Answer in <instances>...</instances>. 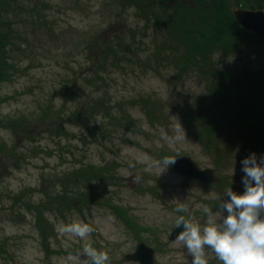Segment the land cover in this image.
<instances>
[{"label":"rangeland","instance_id":"1","mask_svg":"<svg viewBox=\"0 0 264 264\" xmlns=\"http://www.w3.org/2000/svg\"><path fill=\"white\" fill-rule=\"evenodd\" d=\"M171 4L172 0L11 2L14 9L4 18L9 23L6 79L0 82V172L5 177L0 181V264H91L83 252L89 245L108 253L107 264H140L126 260L141 244L137 233L155 249L154 264H192L183 242L171 239L179 217L205 226L207 206L219 222L227 215L220 207L228 201L227 189L243 193L240 162L252 154H245L246 128L233 138V127L221 122L220 131L205 138L206 144L213 140L221 150L207 153L187 129L186 118L189 113L212 115L214 98L197 99L218 82L214 70L235 76L249 65L264 67V46L243 42L238 50L217 52L211 63L201 62L200 68H190L178 79L180 71L172 60L183 48L176 50L180 43L175 27L166 24L171 16L169 22L177 23L179 12L185 10L169 8ZM116 36L121 37L120 49L112 54L109 48L111 55L105 59H96L87 49L94 40L100 45L114 40L118 45ZM231 85L227 82L223 90ZM23 117L36 141L12 131L14 122L21 128L26 124ZM56 126L58 130H51ZM215 151L221 155L219 168L214 166ZM165 153L189 157L224 180L206 188L185 179L172 165H163ZM255 154L264 155V148ZM77 174L88 179H80L81 184L68 191L77 195L74 202L77 190L85 195L81 210L73 206L64 217L46 212L39 219L18 200L29 189L54 193L60 189L59 179ZM113 175L119 179L107 184ZM44 197L36 190L28 198L40 205ZM181 204L186 210L177 212ZM113 207L126 209L142 230L130 229ZM43 219L52 228L46 242ZM78 221L94 229L90 237L62 232L64 225ZM206 259L208 264H222L210 249Z\"/></svg>","mask_w":264,"mask_h":264},{"label":"trees","instance_id":"2","mask_svg":"<svg viewBox=\"0 0 264 264\" xmlns=\"http://www.w3.org/2000/svg\"><path fill=\"white\" fill-rule=\"evenodd\" d=\"M12 1L0 0V29H2L0 32V82L6 79L5 64L3 62L7 58V49L5 47L8 44V31H6V25L9 23L4 21V18H8L9 11H13L14 9L13 6H10ZM191 1H193V4L196 3L195 6H189L190 4L188 2ZM168 7L185 10L184 13L177 11L181 15L178 16L179 20L177 23L173 24L169 22L172 18L171 16L166 24H171L175 27L177 40L180 43L176 47V50L180 47L183 48V52L175 56L172 60V63L174 62L180 71V74L177 76L178 79H181L184 72H187L190 68H200L199 64L201 62L211 63L217 52L223 51L225 54H229L235 49L238 50L243 42H255L264 46V38L242 28L237 22L234 10H232L233 7L249 10H264V0H172L171 6L168 5ZM176 27H178V30H176ZM114 39L118 40V45L114 40H109L104 45L97 44L94 40L87 45V49H89L90 53L95 52L96 59H105L103 56L110 54L109 48H111L112 54H116L117 49H120L119 45L122 44L120 43L121 37L116 36ZM219 72L218 70L212 72L216 76V80L218 79V82L209 88L206 95L197 99L205 102L209 98H214L212 99L215 104L214 111H209L212 115L200 114L199 117H195L192 113H189L186 118L187 129L195 140L205 146L206 152L208 153L214 148L221 150L219 144L213 140H211L210 144L205 143L206 136L212 139L220 131V127L222 126L221 122L229 123V126L233 127L230 135L233 138L240 137L244 128H246V134L244 135L245 154H249V152L256 153L264 148V67L249 65L242 72L236 73L235 76L225 73L222 74L221 72L219 74ZM227 82L232 85L227 87L226 90H223V87L227 86ZM65 95L66 93H64ZM64 98L67 99L68 96ZM236 114L238 117H236ZM47 118H50V115L45 116L43 120ZM58 118H60L59 115ZM21 121L26 124L22 125L21 128V124L19 125L18 122H14L12 131L15 134L21 132L23 138L36 141V133L33 131L34 133L31 134L32 130L27 125L29 120L23 117ZM23 128H27V130H23ZM56 129L57 126L51 128V130ZM37 134L40 133L38 132ZM165 155L169 156V154ZM220 158L221 155L219 153L216 155L215 151L213 159L215 167L220 162ZM19 164L20 161L18 160L16 168L19 167ZM85 176L87 175L82 174L80 178L77 174L73 178L66 177L59 179L58 187L60 189L54 193H50L44 189H36L45 196L40 205L29 201L28 197H31V194L36 191L33 189L23 192L18 200L28 209L36 212L39 219L44 218L46 212H58L64 217V211L73 206L80 210L83 208L80 204L81 200H86L83 198L85 195L77 190L78 199L74 202L77 195H70L72 189L70 191L68 189L70 187L75 189L76 186L81 184L80 179L83 181L88 179ZM4 178L0 172V181ZM117 179L119 178L115 175L110 176V182L107 184H113L112 181ZM221 179L224 180V178ZM115 211L118 212V216L131 229L135 230L138 228L123 208L117 207ZM51 231L52 228L49 221L43 219L41 234L45 242L49 238ZM137 237L139 240H142L139 233ZM46 253L49 256L50 251L48 247Z\"/></svg>","mask_w":264,"mask_h":264},{"label":"clouds","instance_id":"3","mask_svg":"<svg viewBox=\"0 0 264 264\" xmlns=\"http://www.w3.org/2000/svg\"><path fill=\"white\" fill-rule=\"evenodd\" d=\"M178 131H182L178 123ZM179 139V137H177ZM168 167L176 163V158L166 157L162 161ZM244 177V191L235 194L231 188L225 195L227 202L220 204L226 216L219 222L214 218L211 208L204 206L208 217L205 226L193 225L179 217L177 223L184 230L176 240L183 242L188 255L192 256V264H208L206 250L210 249L222 264H264V155L257 158L250 154L241 162ZM186 205L181 204L177 212L185 211ZM94 229L83 221L64 225L62 232L80 239L88 238ZM84 254L90 257L91 264H107V252L86 246ZM73 257L69 256V259ZM78 258V257H77Z\"/></svg>","mask_w":264,"mask_h":264},{"label":"water","instance_id":"4","mask_svg":"<svg viewBox=\"0 0 264 264\" xmlns=\"http://www.w3.org/2000/svg\"><path fill=\"white\" fill-rule=\"evenodd\" d=\"M238 23L245 29L257 34L264 38V12L263 11H248L239 9L235 12ZM174 168L183 175L195 177L205 183L217 181L218 178L210 169L201 170L189 158L176 157ZM183 226H179L172 234V238H176ZM154 251L141 244L134 254L128 255V260L139 261L141 264H153Z\"/></svg>","mask_w":264,"mask_h":264}]
</instances>
